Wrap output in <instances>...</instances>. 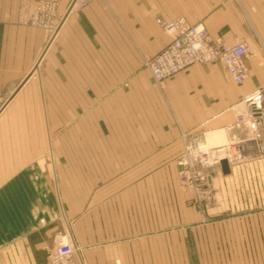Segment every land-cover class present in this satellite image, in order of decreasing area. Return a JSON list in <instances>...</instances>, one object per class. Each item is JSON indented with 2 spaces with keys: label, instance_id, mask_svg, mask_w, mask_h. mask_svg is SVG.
<instances>
[{
  "label": "crops",
  "instance_id": "obj_1",
  "mask_svg": "<svg viewBox=\"0 0 264 264\" xmlns=\"http://www.w3.org/2000/svg\"><path fill=\"white\" fill-rule=\"evenodd\" d=\"M39 1L0 0V264H47L62 242L83 264H174L200 243L220 258L227 227L264 242L237 230L264 231V178L250 184L259 161L235 121L258 93L264 140V0H54L56 29L20 22ZM178 16L246 43L247 77L213 61L156 83L144 61L171 40L156 19ZM193 135L242 144L207 190L179 180Z\"/></svg>",
  "mask_w": 264,
  "mask_h": 264
},
{
  "label": "built area",
  "instance_id": "obj_2",
  "mask_svg": "<svg viewBox=\"0 0 264 264\" xmlns=\"http://www.w3.org/2000/svg\"><path fill=\"white\" fill-rule=\"evenodd\" d=\"M92 1L94 0H70L68 7H84ZM56 4L54 0H41L30 13H23L19 21L56 29L59 24ZM156 21L171 35V40L161 50L144 61V65L156 83L190 65L213 61H221L226 66L234 83H240L247 77L243 63V56L248 51L246 43L242 41L228 45L220 42L213 43L202 26L190 24L181 16L170 20L157 18ZM256 95L259 96L258 93ZM255 100L249 107L237 112L235 121L247 127L248 141L252 142L254 149L262 155L264 153V143L260 140L262 110ZM241 148V142L232 141L210 149L201 136H191L184 143L178 162L181 182L194 190L205 189L210 184V170L222 159L231 162L234 154ZM79 251V247L73 243H59L47 254V264H83L77 263L74 258Z\"/></svg>",
  "mask_w": 264,
  "mask_h": 264
},
{
  "label": "rangeland",
  "instance_id": "obj_3",
  "mask_svg": "<svg viewBox=\"0 0 264 264\" xmlns=\"http://www.w3.org/2000/svg\"><path fill=\"white\" fill-rule=\"evenodd\" d=\"M205 64V63H204ZM262 122V117H261ZM260 140L264 143L262 139V126L260 129ZM242 149V148H241ZM234 151V150H233ZM254 155L257 156V160L259 161L256 164V167L253 166L254 178L251 179L250 184L254 188H260L263 185L264 175L262 173V169H264V153L261 155L256 150L254 151ZM210 176L212 172L210 171ZM179 176V175H178ZM180 180V178H179ZM181 181V180H180ZM182 183V182H181ZM183 184V183H182ZM248 183H243V185H250ZM184 185V184H183ZM211 185L209 184L203 190H207ZM202 191V190H201ZM230 229H232V233H234L233 228H223V241L221 244H216L217 249L221 248V257L215 258L211 249H213L212 244L200 243L195 246V250H191L190 257L187 258H174V264H264V242H231L230 237ZM259 229V230H258ZM237 230H241L243 234H263L261 227H244L237 228ZM240 238V237H239ZM217 254V253H216Z\"/></svg>",
  "mask_w": 264,
  "mask_h": 264
},
{
  "label": "water",
  "instance_id": "obj_4",
  "mask_svg": "<svg viewBox=\"0 0 264 264\" xmlns=\"http://www.w3.org/2000/svg\"><path fill=\"white\" fill-rule=\"evenodd\" d=\"M220 165H221V169H222V171H223L224 173H227L228 170H229V166H228V162H227V160H226V159H222V160L220 161Z\"/></svg>",
  "mask_w": 264,
  "mask_h": 264
},
{
  "label": "bare ground",
  "instance_id": "obj_5",
  "mask_svg": "<svg viewBox=\"0 0 264 264\" xmlns=\"http://www.w3.org/2000/svg\"><path fill=\"white\" fill-rule=\"evenodd\" d=\"M219 136H220V133L219 132H217V133H211V134H209L208 136H207V140L210 142L212 139H217V137L219 138Z\"/></svg>",
  "mask_w": 264,
  "mask_h": 264
},
{
  "label": "clouds",
  "instance_id": "obj_6",
  "mask_svg": "<svg viewBox=\"0 0 264 264\" xmlns=\"http://www.w3.org/2000/svg\"><path fill=\"white\" fill-rule=\"evenodd\" d=\"M197 31H199V29H197ZM250 99H256L257 101L259 100V96L258 95H256V96H254V97H249Z\"/></svg>",
  "mask_w": 264,
  "mask_h": 264
}]
</instances>
